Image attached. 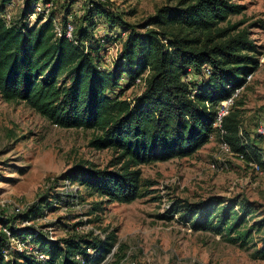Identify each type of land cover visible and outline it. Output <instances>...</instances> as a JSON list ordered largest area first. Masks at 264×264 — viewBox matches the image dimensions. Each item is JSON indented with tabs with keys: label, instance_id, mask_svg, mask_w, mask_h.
Segmentation results:
<instances>
[{
	"label": "trees",
	"instance_id": "16d2710c",
	"mask_svg": "<svg viewBox=\"0 0 264 264\" xmlns=\"http://www.w3.org/2000/svg\"><path fill=\"white\" fill-rule=\"evenodd\" d=\"M0 1L1 13L9 0ZM38 1L26 0L13 26L0 15V96L27 103L61 128L93 130L90 146L112 150L107 166L80 160L64 174L70 184L101 199L90 202V214L104 202L130 203L152 193L145 188L153 182L143 180V165L193 156L214 135L220 139L217 106L245 87L259 67L248 30H238L229 19L244 6L231 0H176L141 23L126 21L107 0H87L84 24L77 26L70 13L62 18L63 31L75 22L73 39L56 35L53 11L45 21L39 16L35 23L27 22ZM102 18L112 30L120 27L119 37L96 36ZM118 40L122 46L114 66L104 67L102 52ZM125 77L128 86L138 79L144 84L133 100L123 93ZM238 98L223 120L224 139L235 152L254 159L251 146L240 137ZM80 192L74 195L77 200ZM48 195L14 217L37 220L49 208ZM62 197L57 200L65 203ZM169 212L167 218L179 214L194 231L211 230L251 250L253 259H264V213L256 214L252 203L212 195L199 202L175 201ZM0 216L7 221L0 228V264H102L117 242L114 231L105 237L90 231L50 239L33 226L19 228L10 217ZM18 236L31 237L45 259L12 248L11 237Z\"/></svg>",
	"mask_w": 264,
	"mask_h": 264
},
{
	"label": "rangeland",
	"instance_id": "374dc122",
	"mask_svg": "<svg viewBox=\"0 0 264 264\" xmlns=\"http://www.w3.org/2000/svg\"><path fill=\"white\" fill-rule=\"evenodd\" d=\"M107 1L114 12L133 23H141L155 15L162 5L176 2ZM231 2L243 5L244 9L240 14L231 15L230 21L238 25V30L247 29L257 45L255 56L259 67L242 90L235 108L240 115L243 145L251 146L250 155L260 170L249 159L224 154L218 136L214 135L193 156L143 165V180L153 182L145 188L152 193L130 203L104 202L101 210L90 214V202L101 199L90 196L84 187L70 184L64 174L80 160L103 168L112 160V150L90 146L93 130L61 128L27 103L7 102L0 96V215L10 217L19 228L33 226L50 239L86 235L90 231L105 237L114 231L117 242L102 264H264V259L250 256L251 250L211 230L194 231L179 219V214L173 218L165 216L171 214V208H165L166 203L199 202L212 195L226 202L252 203L256 214L264 213V138L257 133L264 116V0ZM86 4L87 0H55L50 10L60 26L62 18L69 13V19L81 26ZM21 8L16 10L17 19L22 14ZM97 22L96 36L119 37V26L112 30L104 18ZM121 46L118 40L106 47L102 52L104 67L114 66ZM121 82L129 100L144 90L141 82L128 86L127 77ZM214 162L219 163L220 169L212 168ZM78 190L82 199L77 200L74 195ZM46 193L50 196L49 208L45 207L37 220L23 222L20 216L14 217L18 215L15 208L26 210L40 203ZM58 193L65 203L57 200ZM6 222L0 219V228ZM18 238L24 240L23 236ZM17 242L11 240V245L19 250ZM27 242L31 244L26 243L28 246L35 247L31 237Z\"/></svg>",
	"mask_w": 264,
	"mask_h": 264
},
{
	"label": "built area",
	"instance_id": "2783aa9c",
	"mask_svg": "<svg viewBox=\"0 0 264 264\" xmlns=\"http://www.w3.org/2000/svg\"><path fill=\"white\" fill-rule=\"evenodd\" d=\"M55 0H39L37 3L34 4V12L32 14L29 15L27 22L29 24H33L38 20L39 16H43V20L45 21L51 14V6L53 4ZM1 4V1H0ZM22 6V10H24L25 6H26V0H9L7 3H5V5L2 7L1 10V17L2 19L6 22V24L10 27L13 26L17 23V21L20 19H17V8ZM32 19H35L32 22ZM54 24H55V32L57 36H63L65 35L67 38L73 39V30H74V25L73 23L69 22L65 31H63L62 27L56 22V20H54ZM252 77V74H250L247 79L249 80ZM138 82H141L140 79L137 80ZM245 87H240L238 89H236L234 91V93L228 97L225 100H222L219 105L217 106V117H216V122H215V126L218 128L219 132H220V146H221V151L224 154L227 155H231V156H237L238 158H240L241 160H244L246 158L245 154L242 152H235L230 144L224 139V135L226 133L225 129L223 128V120L224 118L230 113L232 106L235 103V100L240 96L242 90ZM241 133V132H240ZM257 133L264 138V116L258 126L257 129ZM241 137V134H240ZM243 143V140H242ZM250 160V164L253 165L257 170H260V165L254 161V159H249ZM212 168L214 169H220L219 163L218 162H214L211 164ZM171 203H166L165 204V208L167 210H169L171 208ZM17 211H20L19 208H15ZM189 225V224H187ZM7 234L9 236L11 235V231L7 228L4 229ZM191 230V229H190ZM11 240L13 241H19L18 243V248L20 251L29 249L28 253H33L38 259H45V256L43 253H41L36 247H31L28 246L29 243L27 242V240H23L21 241L20 238L18 237H11ZM29 245H31L29 243ZM23 247H25V249H23ZM17 249V248H16ZM27 251V250H26Z\"/></svg>",
	"mask_w": 264,
	"mask_h": 264
}]
</instances>
